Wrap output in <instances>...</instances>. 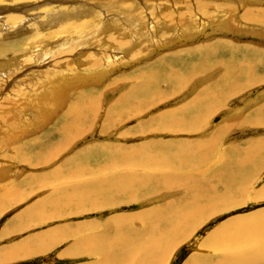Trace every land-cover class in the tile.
<instances>
[{
  "label": "rangeland",
  "instance_id": "obj_1",
  "mask_svg": "<svg viewBox=\"0 0 264 264\" xmlns=\"http://www.w3.org/2000/svg\"><path fill=\"white\" fill-rule=\"evenodd\" d=\"M71 1L72 2L68 4L69 6L76 5L73 0ZM120 1H124L128 4L137 2L142 6L143 21L145 20L146 22L141 32L136 31L134 34L130 33L124 36L121 34L123 32H120L119 40L121 44L114 41L113 37L115 35L114 32L111 31L113 29L112 26L109 27L111 30L109 29L105 35H99L97 36L99 38L96 37L91 41L93 43L97 41L94 44L95 48L90 49L91 44L87 43V39L84 40V36H78V38L84 37L80 40H84L85 43H83L85 45L79 43L80 40L78 43H76L77 41H71L74 42L76 46L78 45V48L76 47L77 51L75 50L72 55L68 48L66 51L59 52L60 50L56 48L58 45L55 46L56 49H45V47H41V50L39 49L35 52L34 50L37 49L38 44H35L37 39L33 37L34 35L32 33L35 34V32L41 31L42 28L38 27L33 28V31H31L25 26L23 27L25 30L19 31L17 35L12 33L10 36L7 35V37L0 40V43L2 42L0 48L2 47L4 50L7 49L8 52L13 51L17 53L12 56H9V54L2 55L0 61L2 59H10V57H14L21 61L20 65H15L21 70L19 69L14 77L10 76L8 78L9 81L5 82V86L3 85L0 87V140L12 139L15 135L11 129H7V125L11 124L14 120L20 119L19 127L22 130H25L28 125L31 126V129L28 128L31 134L28 135L29 137L19 142L21 144H19L17 149V153H23L19 148H24L26 152L24 151L25 154L20 155L21 157H19V155L13 156V159H16V164L14 166H7V164L4 163L7 159L4 158L5 155L7 153L11 154L14 144H10L5 151L0 142V181L4 183L6 181L9 182L11 187L8 183H5V185L7 184L9 188L12 189V194L15 193L16 190V195L18 194L17 196L10 195L11 197L9 196V199L6 200L7 202L5 201L6 204L0 208V264H103L105 263L104 256L95 250L103 240H111L114 236L113 234L116 230L115 225L117 223H125L133 236L144 238L147 236L150 227L155 228L160 225L162 226L164 217L158 215L163 213L164 216V214H166V209L173 208L172 210H174V208H177L181 210L182 213L185 208L191 206L197 200L203 203L201 206H204V202L207 203L209 197L223 194L228 187H232L231 193H234V199H231H233V201H228L229 203L224 204L222 207L217 204L220 208H218L219 211H217V213H215V211V214L210 213L209 216L203 217L202 223L196 226L192 234L176 243L175 246L169 250L170 253L162 264H186L188 259L193 255L200 256V259H207L206 261L210 264L216 262L222 254L229 258L231 257L232 251L224 249L225 251H221L222 253L219 251L212 252L213 250H209L205 247L207 244L212 243L211 238L207 236L219 226H222L221 229L224 231L231 230L236 233H242L243 228L239 229L235 227L237 226L236 222L248 224L253 220L261 221L263 219V216L260 215H264V193H262L264 189V169L260 167L254 173V177L250 184L246 185L240 180H234V182L230 181L228 176L229 172L226 168V171L223 169L228 166L229 160L233 157L235 151L237 152V150H240V146H244L250 139H257L259 137L264 138V127L249 126L247 124H239L240 127L237 126V123L244 119L250 121L255 117H264V111L259 115H254V110L264 105V0H113L111 3L117 4V2ZM154 4L158 9H152ZM211 7L216 9L215 15H212L213 11L210 14L208 13ZM98 8V6H95L94 10ZM144 17L146 19H144ZM212 22H215L216 25L220 22V25L216 28H214L215 26H212L213 28L204 27L208 26L210 23L212 24ZM31 24L32 23L29 25ZM189 26L194 27L193 31H191L193 35L198 34L199 30L206 29L204 32L205 36H200L198 34L197 38L196 36L191 38L189 35L191 32L189 33L188 31ZM173 33H175V35H173ZM108 35H110V37ZM166 35L170 37V41L176 42L169 46L166 41L164 42L165 45H163L160 40L164 39ZM182 36L189 39L181 38ZM59 37H57V42L62 40L64 43L68 40L62 38L69 39L64 36ZM29 38L33 40V42L35 41L34 45ZM104 41L106 44H110L109 47L121 49L122 51L114 50L110 53L108 51L105 53L101 46L105 43ZM31 46H34L33 53L31 52L33 58L30 56L32 63L28 62L26 58L30 52ZM51 49L53 51H51ZM56 50H58V52ZM52 52H55V54ZM205 52L208 53L210 58L208 62L212 64L213 67L207 74H203V76L196 79L194 83H191L190 87L186 89L182 95L177 97V99L170 98L169 101H165L166 103L163 102L160 106L157 105L156 109L154 107L147 110L143 115L116 122L115 125H113L114 129H110L111 132H109L108 135H103L101 132V127L106 117L104 111L100 117L95 120L91 133L85 134L82 138L75 140L72 145H69L63 151L57 152L58 155L56 154L57 156L54 160L49 154L43 157L39 156V152L45 150L47 144L52 143L51 145H53L59 142L61 137L57 135L58 133L49 128L51 121L49 123V120H38L34 109H31V115L30 110L24 105L26 103L22 104L24 102V97L19 100L25 89V84L30 83V85H32V83H35L29 79L30 76L31 79H33L35 76H40V73H47V75H49L48 79L54 80L59 74L58 77H61L65 71H70L73 74L74 70H77L83 77L89 80L90 76L94 75V72L102 66L104 67L105 63L107 65L113 63L111 72L106 74L105 77L102 75L103 79L101 78L102 83L100 86L99 84H96V86L91 84L85 89L86 87H82L80 83H66V88L58 86L60 97H44L46 99L43 101L42 106L52 115L50 117L57 119L65 115L76 99L82 97L85 99V96L93 89H98V92H102L101 108L106 109L109 105H113L112 103L119 97L132 94L133 89L140 87L143 83L144 75L155 72V66L156 68H160V66L165 65L169 60L174 61L175 65L178 60L188 61L189 59V63L192 62L193 64L189 66V63H187L186 69L193 70L194 67H198V58L203 59V57H207L208 59ZM254 52H256V55ZM41 53L44 54L41 55ZM111 53L114 55H111ZM37 54L40 57H35ZM46 54L48 55L45 56ZM86 54H93L97 59H88ZM34 58H39L38 63H35ZM67 58H69V60ZM230 58H232L233 61L236 59L235 62L240 61L241 63H249V66H251L250 73L252 72L249 82L251 81L253 85H256H254V87L253 85L249 87L247 92L241 91L242 93L239 92L240 94L234 95L232 98L233 101H231L228 106L222 107V111L216 113L209 120V123L206 124L207 127L203 125L202 129L193 133L184 131L182 135H178L169 130H153L148 132L149 126L144 128V136L137 135L134 132L137 126L144 124L149 121V119L153 120L158 115L162 114V112L179 108V106L190 102L201 93L199 91L212 87L214 85L213 82L218 81V79L221 80L227 72V74L230 73V77H237L240 84L246 85L248 79L243 78L245 75L240 69L241 63H231L232 60ZM23 61L27 62L25 63ZM74 62H78V66L76 63L74 65ZM95 62L97 63L96 65L100 66L90 64ZM58 63L64 64L61 66V71L55 69L54 72L48 74V71L52 70V65ZM72 66L75 67L73 68ZM142 68H144V70H142ZM172 69L174 72L181 75L178 81H182L184 79L183 71L179 68ZM60 72H62V74ZM94 80L93 78L92 81ZM9 89L11 91H9ZM34 100H37V98H34ZM15 102H19V105L14 104ZM13 104L14 107L11 108L13 110H10L9 108L12 107ZM51 104H55L52 109ZM247 104H250L249 107ZM4 116L6 117L4 121L1 122ZM228 121H230V124H235L236 127L234 129L236 130L233 129L231 132H227L219 141L217 139L214 144L216 147L212 150V152L216 154L212 158V165L208 168H204L198 173L195 172L190 179L181 180V184L178 183L179 187L174 184L165 185L160 193L150 195L149 197L146 196L145 199L142 197L137 200L133 199L129 202L122 200L125 198V195L119 197L116 190L114 192L111 190V192H108L107 195L104 196L109 197L112 201H114V199L118 200L116 203L106 208L97 206V208L88 209L87 207V209H85L81 205L74 206L73 203H67L59 208L58 206L51 205V201L56 198L58 200L60 196H68L69 199H71L76 196V194L83 192L84 189L80 186L84 185L86 182H89L92 187L97 186L99 184L97 181L100 180L102 176L111 174L112 170L105 169L103 165V160L110 162L113 159L110 152L117 150L118 152L123 151L128 153L131 151L130 148L132 147L168 150L170 146L165 142L169 141L174 143V145H179L181 144L180 142L184 143L183 141H187V144L194 143L196 145L195 149H197L201 141L211 136L215 138L217 136L215 133L217 128L220 125L228 123ZM188 133L189 135H186ZM203 148H205L204 145ZM87 149H91L93 153L95 152L94 157H89L88 162L81 164V166L88 170V173L80 174V176H62L65 175L63 171L70 167L68 162L74 159L75 156H79L81 153L88 151ZM17 158L21 159L18 160ZM45 160H47L48 163H45ZM22 161H26L29 164L23 163ZM130 171L133 176H135L136 182L146 183V181L152 180L150 177L152 172L149 170L134 168V170L131 169ZM56 172H58V175L54 177L53 174ZM32 177L33 179H31ZM130 190L132 191L131 187ZM130 190L129 195H133ZM96 201L100 202L99 200ZM169 202H171V204H169ZM170 211H167L166 216L170 214ZM149 218L151 219L146 223ZM229 223L231 224L229 225ZM227 224L229 228L225 226ZM165 239H168V237L165 236ZM131 242L134 243L133 241ZM110 258L108 259L109 264L136 263L133 257L124 262L120 254H114V257L112 256Z\"/></svg>",
  "mask_w": 264,
  "mask_h": 264
},
{
  "label": "bare ground",
  "instance_id": "obj_2",
  "mask_svg": "<svg viewBox=\"0 0 264 264\" xmlns=\"http://www.w3.org/2000/svg\"><path fill=\"white\" fill-rule=\"evenodd\" d=\"M112 1L113 0H73V2L76 3V5L69 6L68 4L72 2L71 0H51V1L0 0V40L2 38L7 37V35L10 36L12 33H15L17 35L19 31L25 30L23 29V27L25 26L27 27V29L29 28V30L31 31H33V28L38 27V28H42L41 31L35 32V34L32 33L34 35L33 37H36L37 42L35 43V41L33 42V40L29 38L33 42V45L34 43L38 44L37 49L34 50L35 52H37V50L39 49L41 50V47H45V49H50V48H55V46L58 45L56 48L60 50L59 52L66 51L68 48L69 52L72 55L73 52H75V50L78 48V45L76 46L75 43L71 41H75V42L77 41L76 43H78L80 39H83L85 37L84 40L87 39L86 40L87 43L91 44L90 49L95 48L94 44L97 41L95 43L91 41L94 40L99 35L101 36L105 35V33L110 29L109 27L112 26L113 29L110 30L114 32L115 35L113 39L115 42L121 44L119 40L120 32H123L121 33L122 36L128 35L130 33L134 34L136 31L141 32L146 22L145 20L143 21L142 6H140L137 2L128 4L124 1L123 2L120 1L117 2V4H114L111 3ZM95 6H98L99 8L97 10H94ZM154 8H156L155 4L153 5L152 9ZM215 12L216 9L211 7L210 12L208 13L209 14L212 13V15H215ZM144 19L146 18L144 17ZM30 23L32 24L29 25ZM214 24L215 22H212V24L210 23L208 26H204V27L206 28V27L215 26L214 28H216L218 25H220V22L218 23V25L216 24L214 25ZM193 28H194L193 26H189L188 28L189 33L193 31ZM205 30L206 29L199 30L198 34L200 36H205L204 33ZM147 31H151V30H147ZM198 34L193 35V32H191L189 35L191 38H193L194 36H196L197 38ZM173 35H175V33H173ZM59 36H64L69 39L62 38L68 41L67 42L65 41L64 43L62 40H61L62 42L61 41L57 42L56 40L57 37ZM78 36H84V37L79 39ZM108 36L110 37V35ZM169 38L170 37L166 35V37L164 39H161L160 41L162 42L163 45H165L164 42L167 41L169 46L172 45V43L176 42V41L174 42L170 41ZM181 38H185V36H182ZM185 39H189V38L186 37ZM84 40L83 41L80 40L79 43H82L83 45L85 43ZM13 46L12 48L14 49ZM101 46L104 49L105 53L107 51L110 53L114 50H118V51L121 50V49H114L109 47L110 44H106V42ZM1 48H0V59L2 58L1 57L2 55L9 54V56L10 55L12 56L17 54L13 51L8 52L7 49H5L6 50L5 51L3 48L2 49ZM33 49L34 46H31L30 52L28 53V56H26L28 62L32 61L30 60V56H32L33 58L32 55ZM58 50L56 51L58 52ZM43 51L46 52L45 50ZM51 51L53 50L51 49ZM255 51L258 52L257 50ZM256 52H254L255 55ZM214 53L216 54L215 51ZM43 54L44 53H41V55ZM53 54H55V52ZM205 54L206 56H208L207 52H205ZM47 55L48 54H46L45 56ZM111 55L114 54L111 53ZM37 56L39 55L38 54L35 55V57ZM86 56H88V59L90 58L92 60L97 59L93 54L90 55L86 54ZM34 59H35V63H38L39 58L37 59L34 58ZM67 59L69 60V58ZM209 59H210L209 56L208 59L207 57H203V59L198 58L197 59L198 67L196 68L194 67L193 70L186 69V64L189 63V59L188 61L178 60L175 63V65H174V61L169 60L165 65L160 66V68H156L155 66V72H151L149 74L144 75L143 83L141 84L140 87H136V89H133L132 94L126 95L124 97H119L116 101L112 103L113 105L111 106L109 105V107L106 109L101 108L102 96H103L102 92L100 93L97 91L98 89H93L85 96V99L83 97L76 99L73 105L65 113V115L57 119H53L52 117H50L52 115L47 112L48 110H46L45 107L42 106L43 101L46 99L44 97H48V98L60 97L59 95L60 93L58 92V86L66 88L67 87L66 83L69 84L73 82L80 83L82 87H86L85 89H87V86L91 84H94L95 86L96 84H99L100 86V84L102 83L101 78L103 79L102 75H104L105 77L106 74L111 72L113 63L110 65L109 64L107 65L105 63L104 65L105 68L102 66L97 71L95 70L96 72H94V75L90 76L89 80L83 77V75H81L79 71L74 69H73L74 75L70 71H65L64 74L61 76L64 77L63 78L58 77L60 75L59 74L57 75V78L54 79L55 81L48 79L49 75H47V73L44 74L40 73V76L38 77L35 76V78L33 77V79H31L30 76L29 79L35 83H32V85H30V83H28L29 85L25 84V89L22 92L23 94L20 96L19 100H21V98L24 97V102L22 104L24 103L27 104L24 105L30 110L31 115H32L31 109H34L35 115L37 116L38 120L39 119H41L42 121L49 120V123L51 121L50 123L51 127L49 126V128H51V130L58 133L57 135L61 137L59 142L53 145H51L52 143L47 144L45 146L46 149L39 152V156L43 157L44 155L49 154L51 157H53L52 159L54 160V158L58 155L57 152L63 151L69 145H72L75 140L82 138V136H84L85 134L91 133L92 126L94 125L95 120L98 117H100V115L104 111L106 113V117L101 127V132L103 133V135H108L109 132H111L110 129H114L113 125H115L116 122L122 121L123 119H127L130 117L143 115L144 112H147V110H150L151 108L154 107L156 109L157 105L160 106L161 103L163 104V102H165L166 100L169 101L170 98L177 99V97L182 95L183 92L190 87L191 83H194L196 79L200 78L205 73L207 74V72L211 70L213 66L208 62ZM230 59L232 60V58ZM235 60L236 59H234V61L232 60L231 63L232 62L241 63L240 61L235 62ZM78 62H74V65L75 63L77 64ZM16 64L20 65L21 61L15 59L14 57H10V59L7 60L2 59L0 61V87L3 85L5 86L6 85L5 82L9 81L8 78L10 76L14 77V75L18 72L20 68H17L15 66ZM58 64L52 65V70L48 71V74H50V72H54L55 69L59 71L61 69V66L64 65L61 63L59 65ZM90 64L96 65L97 63L95 62ZM192 64L193 63L190 62L189 66ZM96 66H100V65H96ZM72 67L74 68L75 66ZM250 67L251 66H249V63L246 62H242L240 64V69L242 73L245 75L243 78L248 79L246 85L240 84L238 82L239 80L237 77H230L229 75L230 73L227 74L228 73L227 72L221 80L218 79V81L213 82L214 85L212 87H208L205 88L204 90L202 89L201 91H199L201 93L196 97H194L190 102L182 106H179V108L170 109L167 110L166 112H162V114L158 115L153 120L149 119V121L145 122L144 124H140L139 126H137L134 132L137 135L144 136L143 130L148 126H149L148 132H151L153 130H169L178 135H182V132L184 131H189L192 133L197 132V130L203 128L202 127L203 125L208 124L209 120L216 113L222 111V107L228 106L229 103L233 101L232 98L234 95L238 94L241 91L247 92L249 87H252L253 84L251 83V81L249 82V78L251 77V73H252V72L250 73ZM172 68H177V69L179 68L183 71L184 79L182 81H178V79L181 78V75L179 73L174 72ZM142 70H144V68H142ZM60 73L62 74V72ZM93 78L95 79L94 81H92ZM10 89L9 91H11ZM34 98H37V100H34ZM14 104L19 105V102H15ZM14 104L12 105V107L9 108L10 110H13L11 108L14 107ZM54 106L55 104H51V109ZM262 106L254 110L255 111L254 115H259L264 111V107ZM5 117L6 116H4L1 119V122L4 121ZM19 121L20 119H17L14 120L11 124L7 125V129H11L15 133L12 139L0 140L3 150L5 151L7 150V147L10 144H14V148H12L11 154L7 153L4 157L7 158L4 161V163L7 164V166L8 165L14 166L16 164V159L14 160L13 156L19 155V157H21L20 155L25 154L24 148L22 149L19 148L21 152L23 151L22 154L17 153L19 144H21L19 142L22 139L29 137L28 135L31 134V132H29L28 130V128L31 129V126L28 125L26 126L27 128H25V130H22L19 127ZM237 124H238L237 126H239V124H244V125L247 124L249 126L264 127V117L261 116L255 117L250 121L244 119L242 121H239ZM235 127H236L235 124L233 123L230 124V121H228V123L220 125L215 131V133L217 134L215 138L211 136L210 138L201 141V144H203L205 148H203V145H201L200 143L197 149H195L196 145L194 143L187 144V141H183L184 143L180 142L181 144L174 145V143L169 141V142H165L168 143L170 146L168 150L166 149L161 150L160 148L147 149L144 147H132L130 148L131 151L128 153L123 151L118 152L117 150L110 152L113 159L110 162H106L105 160H103L104 163L103 165L105 169L112 170L111 174H105V175L102 174L104 176L101 177L102 179L100 178V180L97 181V183H99L97 186L92 187L90 186L89 182H86L84 185L80 186L81 188L84 189L83 192L76 194V196H74L71 199H69L68 196H60L58 200L57 198L55 200H52L51 205L58 206L59 208L67 203H73L74 206L81 205L85 209H87V207L88 209L97 208V206L106 208L107 206H111L112 204L116 203V201L118 200V199L117 200L114 199V201H112V199L110 200L109 197L104 196L107 195L108 192H111V190H113V192L116 190L118 192L119 197L125 195V198H123L122 200L129 202L132 201L133 199L137 200L140 197L145 199L146 196L149 197L150 195L160 193V191H162L165 185L174 184L177 187H179L178 183L181 184V180L190 179L195 172L198 173L204 168H208L210 165H212L213 163L212 158L216 155L212 152V150L216 147L214 144L216 143L217 139L219 141L225 136L227 132H231ZM186 135H189V133ZM240 147H241L240 150H237V152L235 151V154L229 160L228 166L225 165L227 167H224L223 170L226 171L227 169V171L229 172L228 176L230 181L234 182V180H240L246 185V184H250L252 178L254 177V173L260 167L264 169V138L259 137L257 139H250L244 144V146L242 145ZM92 153L93 151L91 152V149H89L88 151L81 153L79 156H75L74 159L68 162L70 167L67 168L65 171H63L65 175L62 176H75V175L80 176V174L82 175L84 173H88V170L85 169L83 166H81V164L82 163L84 164V162H88L89 157L92 156L94 157L95 152L93 153V155ZM17 159L20 160L21 158H17ZM46 162L48 163L47 160H45V163ZM23 163L29 164L26 161ZM134 168L151 171L152 174L150 175V177L152 178V180L146 181V183L136 182L135 176H133L132 172L130 171L131 169L134 170ZM57 175L58 172L53 174L54 177H57ZM31 179H33V177ZM0 183H1L0 184V208H1L4 206V204H6L5 201L9 199L10 195L13 196L16 195L17 190L15 191V193L12 194L11 193L12 189L9 188L10 186L9 182L7 181L5 182L8 183L9 186L7 184L5 185L4 182L0 181ZM130 187L132 188V191L130 190ZM231 189L232 187H228L227 189H225L226 191L223 194L216 196L213 195L209 197L207 203L204 202V206H201L203 203L197 200L194 204L185 208L184 212L182 213L181 210L177 208H174V210H172L173 208H169L171 211L169 209L168 210L166 209V214L167 211L168 212L170 211V214L168 216H166V214H164L163 216V213L158 215L164 217L162 226L160 225L159 227H155V228L150 227L151 229L149 228L147 236L144 238L133 236L129 230V227L126 226L125 223L119 222L115 225L116 230L111 240L106 239L105 241L103 240L102 242H100L98 248L95 251L101 253L104 256L105 263L102 262L103 264H109L108 259L112 256L114 257V254H120L124 262H126L131 257H133V259L136 260L135 264H162L166 260L168 254L170 253L169 250L172 247H174L176 243L182 241L184 238H187V236L192 234L196 226L202 223L203 217L209 216L210 213L215 214L217 213V211H219L220 208L218 207L217 204H219L220 207H222L224 206V204L233 201L234 193L233 194L231 193ZM129 190L133 193V195H129ZM262 193H264V189ZM96 200H99L100 202ZM169 204H171V202H169ZM260 216H263V219L261 221L253 220L248 224L247 223L245 224L244 222L243 223L236 222L237 226L235 227H238L239 229L243 228L242 233L239 232L236 233L231 230L224 231L221 229L222 226H219L215 231H213L207 236L208 238H211L212 243L207 244V246L205 247H207L209 250H213L212 252L225 251L224 249L232 251L231 257L228 258L224 254H222L219 257V259L213 264H264V215L261 214ZM150 219L151 218H149L146 221V223ZM230 224L231 223H229V225ZM229 225L227 224L225 226L228 227ZM165 236H167L168 239H165ZM131 241H133L135 244L132 243ZM206 260L207 259L204 258L200 259V256L193 255L188 259L186 264H210Z\"/></svg>",
  "mask_w": 264,
  "mask_h": 264
}]
</instances>
